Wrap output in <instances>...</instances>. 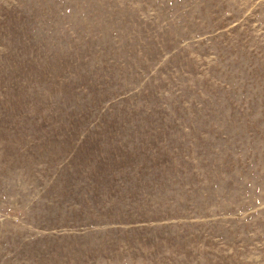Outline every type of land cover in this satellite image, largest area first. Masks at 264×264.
Here are the masks:
<instances>
[{"label": "rangeland", "instance_id": "rangeland-1", "mask_svg": "<svg viewBox=\"0 0 264 264\" xmlns=\"http://www.w3.org/2000/svg\"><path fill=\"white\" fill-rule=\"evenodd\" d=\"M0 264H264V0H0Z\"/></svg>", "mask_w": 264, "mask_h": 264}]
</instances>
